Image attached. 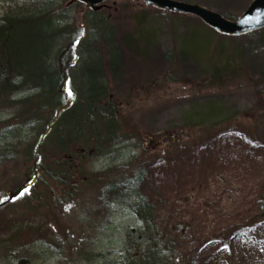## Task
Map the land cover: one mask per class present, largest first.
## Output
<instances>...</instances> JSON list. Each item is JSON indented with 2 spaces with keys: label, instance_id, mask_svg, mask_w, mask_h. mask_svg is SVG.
<instances>
[{
  "label": "trees",
  "instance_id": "16d2710c",
  "mask_svg": "<svg viewBox=\"0 0 264 264\" xmlns=\"http://www.w3.org/2000/svg\"><path fill=\"white\" fill-rule=\"evenodd\" d=\"M1 2L7 12L0 19V110L10 109L11 117L0 120V136L8 135L0 140L5 144L9 139L18 141L23 130L29 135L28 142L20 140L11 149L22 158L19 175L27 179L13 191L16 196L12 199L20 201L19 210L42 213V219L59 228L53 238L55 247L43 250L44 254L59 259L60 264L67 256L72 264H94L97 235L106 229L109 215L124 207L136 216L140 227L126 231L127 240L120 251L122 264H161L167 256L174 261L176 254L181 257L191 247L204 257L215 249L218 260L212 257L207 264L252 262L253 250L259 249L256 237L264 230V212L259 210L261 206L264 209V195L255 194L254 199L241 195L237 207L229 211L219 206L218 199L216 208L210 207L206 194L210 181L201 178L197 169L193 176L194 170L183 161L148 163L145 148L125 164L113 163L96 173L89 170L90 164L109 159L130 137L119 109L109 100L100 75L102 65L89 52L95 41L104 44L112 74L119 68L120 54L107 13L93 14L99 18L98 25L84 34L75 15L72 24L62 25L71 10L65 8L66 0ZM214 132L203 139L192 134V141L185 143L180 133L170 137L165 133V148L190 146L199 169L207 162L214 170L207 174L212 183L230 171L243 180L245 174L263 172L254 161L246 162L253 145L234 150L239 137ZM228 151L230 157H224ZM221 159L225 160L223 173L215 168ZM163 169L166 174L159 175ZM248 188L263 191L264 176ZM10 198L1 193L0 205ZM62 210L74 212L66 230L59 219ZM161 214L165 222L159 231ZM174 214L179 215V221L172 225ZM172 226L174 230H170ZM72 228L77 233L62 237L61 232ZM187 229L189 236L185 235ZM143 241L146 246L138 251L136 247Z\"/></svg>",
  "mask_w": 264,
  "mask_h": 264
},
{
  "label": "rangeland",
  "instance_id": "374dc122",
  "mask_svg": "<svg viewBox=\"0 0 264 264\" xmlns=\"http://www.w3.org/2000/svg\"><path fill=\"white\" fill-rule=\"evenodd\" d=\"M180 1L199 4L223 16L237 18L252 0ZM115 7L117 12L110 11L107 20L115 32L114 42L120 54L119 68L112 74L104 44L95 41L89 52L102 65L100 75L109 91V100L119 109V118L130 137L125 145L116 148L109 159L90 164L89 170L96 173L113 163L125 164L145 148L144 156L148 163L183 161L194 170L193 176L197 169L201 178L210 181V191H206L210 207L216 208L218 199L219 206L229 211L237 207L241 195L250 198L255 194L264 195V190L257 193L248 188L263 179L264 169L263 175L259 171L253 175L245 174L246 180L230 171L220 174V180L212 183L211 176L207 174L214 170L207 162L201 165L202 170L199 169V162H196L190 146L165 148L167 137L177 132L185 143L192 141V134L203 139L215 130L219 135L239 137L233 144L234 150L242 146L246 148L247 143L253 145L255 149L249 152L246 162L254 161L264 168V29L241 38H226L192 18L171 19L157 10H139L125 0L117 2ZM75 9L70 10L69 19L62 25L72 24ZM6 12V5L1 2L0 19ZM102 18H106L104 14ZM98 19L91 12L84 17V34L97 27ZM10 112V109H1L0 120L4 119L3 116L10 118ZM190 130L191 133L188 132ZM5 134L0 139H6L8 135ZM21 134L18 141L9 139L8 144L0 140V194L11 197L10 201L0 205V264H60L59 259L49 258L43 252L55 247L53 238L55 229L59 228L54 227L50 220L42 219V213L19 210L20 201L12 199L16 196L13 191L27 183L26 177L19 175L22 158L11 150L19 145L20 140V143L28 142L26 131ZM162 143L163 147L160 146ZM230 155L228 151L224 157L229 158ZM234 161L230 160V163ZM224 163L225 160L221 159L219 166H215L216 171L223 173ZM246 167L249 168L248 165ZM166 172L163 169L157 173L164 176ZM87 196L92 198L91 194ZM261 207L259 210L264 212ZM70 212L62 210L59 213L64 230L70 227L69 216L74 214ZM176 213L180 214L179 209ZM178 214H174L172 225L179 221ZM250 214L254 215V212ZM164 216L161 214L159 217V231L164 225ZM109 217L106 229L96 237L98 244L93 252L98 257L94 264H122L120 251L127 240L126 231L140 227L136 216L124 207H119ZM181 227L185 228L184 225ZM170 230H174V226ZM73 233H77V229L61 232V235L65 237ZM190 233L185 230V235ZM256 238L259 249L253 250L255 254H251L252 262L249 264H264V230H261L260 238ZM145 246L143 241L136 248L143 251ZM214 251L213 248L204 257L191 247L181 257L176 254L174 261L167 256L161 264H207L216 256ZM68 258L61 260V264H72ZM247 262L239 260L237 264Z\"/></svg>",
  "mask_w": 264,
  "mask_h": 264
},
{
  "label": "water",
  "instance_id": "95a60500",
  "mask_svg": "<svg viewBox=\"0 0 264 264\" xmlns=\"http://www.w3.org/2000/svg\"><path fill=\"white\" fill-rule=\"evenodd\" d=\"M110 0H68L66 8L77 2L81 3L78 10V23L82 26L81 16L85 10L99 12L103 9L110 10L106 2ZM136 4H144L147 9H158L165 14L182 15L199 18L207 27L212 28L216 33L225 36L239 37L250 34L264 28V0H253L249 7L241 14L236 21H228L209 9L191 3H182L173 0H130ZM115 12L117 11L114 9Z\"/></svg>",
  "mask_w": 264,
  "mask_h": 264
},
{
  "label": "snow or ice",
  "instance_id": "6c2138e0",
  "mask_svg": "<svg viewBox=\"0 0 264 264\" xmlns=\"http://www.w3.org/2000/svg\"><path fill=\"white\" fill-rule=\"evenodd\" d=\"M25 191H27V189H25Z\"/></svg>",
  "mask_w": 264,
  "mask_h": 264
}]
</instances>
